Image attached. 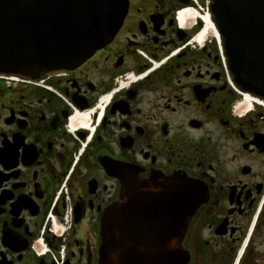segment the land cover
Returning a JSON list of instances; mask_svg holds the SVG:
<instances>
[{"label":"flooded vegetation","instance_id":"1","mask_svg":"<svg viewBox=\"0 0 264 264\" xmlns=\"http://www.w3.org/2000/svg\"><path fill=\"white\" fill-rule=\"evenodd\" d=\"M210 2L128 0L74 69L0 76V264H100L131 173L192 183L184 264H264V105L226 77ZM146 229L165 241L160 222Z\"/></svg>","mask_w":264,"mask_h":264},{"label":"water","instance_id":"2","mask_svg":"<svg viewBox=\"0 0 264 264\" xmlns=\"http://www.w3.org/2000/svg\"><path fill=\"white\" fill-rule=\"evenodd\" d=\"M127 8L128 0H0V76L74 69L113 37ZM210 18L232 82L264 103V0H211ZM192 189L185 179L162 184L131 173L105 212L100 264H184L180 240L196 205ZM154 220L163 242L144 235Z\"/></svg>","mask_w":264,"mask_h":264},{"label":"bare ground","instance_id":"3","mask_svg":"<svg viewBox=\"0 0 264 264\" xmlns=\"http://www.w3.org/2000/svg\"><path fill=\"white\" fill-rule=\"evenodd\" d=\"M192 10L191 9H185L180 12V23L182 24L183 22V15H186V14H192ZM203 19H204V22H205V26L206 27H210V28H207L209 30L212 31L213 35L215 36L216 40H219L220 41V37H219V34L217 32V29L215 28V26L213 25L211 19L209 18L208 15H205L203 16ZM205 29V28H204ZM204 31V30H203ZM204 33V32H203ZM251 102H256V99H254L252 96H250L249 94L245 93L244 94V103L246 104H250ZM264 105V104H263Z\"/></svg>","mask_w":264,"mask_h":264}]
</instances>
